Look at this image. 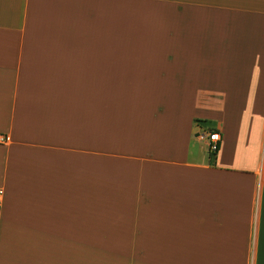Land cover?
I'll return each mask as SVG.
<instances>
[{"label": "crops", "instance_id": "obj_1", "mask_svg": "<svg viewBox=\"0 0 264 264\" xmlns=\"http://www.w3.org/2000/svg\"><path fill=\"white\" fill-rule=\"evenodd\" d=\"M152 1L0 0V264H264V0Z\"/></svg>", "mask_w": 264, "mask_h": 264}, {"label": "rangeland", "instance_id": "obj_2", "mask_svg": "<svg viewBox=\"0 0 264 264\" xmlns=\"http://www.w3.org/2000/svg\"><path fill=\"white\" fill-rule=\"evenodd\" d=\"M126 1H127V3H131V4H128L129 12H127V13L124 12L125 20H127L128 25H130V26L133 25L134 22L143 23V21H156L155 11L159 12V13H160V11L159 10L151 11L150 9H153L154 7L162 8L161 4L156 3L155 1H152V0H126ZM137 9L139 10L142 21L132 20V19L130 20L128 17L133 15V11L137 10ZM136 13L137 12H135L134 14H136ZM150 15L153 17L152 19L146 18V16H150ZM161 16H162V14H161ZM126 17H127V19H126ZM139 23H138V25H140ZM115 25H117V24H115ZM150 27L151 26H147L146 24H144L143 28H137L136 30H138V31H136V32L140 33L141 34L140 36H142V34H144L148 31L153 35L157 34V36L154 38H163V39L166 38V40H168V36H167L168 29L167 28H163V29L155 28L154 29L155 31H151ZM193 32L196 33L195 37L199 38L200 34L203 32V30L200 31V29H197V30L194 29ZM135 38H136V36H132V39H134V41H135ZM136 39L138 40V43L141 44L142 46H144L146 49L150 48V45H154L153 43H146V42L142 43V39H143L142 37L136 38ZM128 45L131 46L130 44H128Z\"/></svg>", "mask_w": 264, "mask_h": 264}, {"label": "built area", "instance_id": "obj_3", "mask_svg": "<svg viewBox=\"0 0 264 264\" xmlns=\"http://www.w3.org/2000/svg\"><path fill=\"white\" fill-rule=\"evenodd\" d=\"M205 137L207 141L208 150L213 153L217 152L220 146L219 133L216 131H210V132H207ZM2 140H3V137L0 136V141ZM2 200H3V195H2V191L0 190V212L2 209Z\"/></svg>", "mask_w": 264, "mask_h": 264}, {"label": "trees", "instance_id": "obj_4", "mask_svg": "<svg viewBox=\"0 0 264 264\" xmlns=\"http://www.w3.org/2000/svg\"><path fill=\"white\" fill-rule=\"evenodd\" d=\"M210 131H215V130L210 129L209 132H210ZM215 158H216V152L213 153V152H210V151H209V163H210V165H212V166L215 165Z\"/></svg>", "mask_w": 264, "mask_h": 264}]
</instances>
